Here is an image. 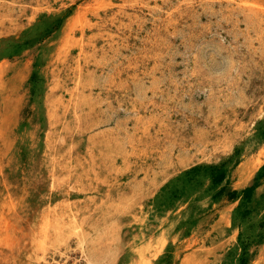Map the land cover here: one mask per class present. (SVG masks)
I'll return each instance as SVG.
<instances>
[{"label":"rangeland","instance_id":"1","mask_svg":"<svg viewBox=\"0 0 264 264\" xmlns=\"http://www.w3.org/2000/svg\"><path fill=\"white\" fill-rule=\"evenodd\" d=\"M101 1L0 0V264H264V0Z\"/></svg>","mask_w":264,"mask_h":264},{"label":"bare ground","instance_id":"2","mask_svg":"<svg viewBox=\"0 0 264 264\" xmlns=\"http://www.w3.org/2000/svg\"><path fill=\"white\" fill-rule=\"evenodd\" d=\"M103 1V0H102ZM102 1L100 3H102ZM122 11V10H121ZM97 13V11H96ZM113 17V16H112ZM82 30V29H81ZM72 37H70L69 39H67L64 44H63V53L64 55H68L70 52H71V47L74 46L73 43H74V40L76 39H71ZM81 39V38H80ZM82 40V39H81ZM78 42V41H77ZM82 42V41H80ZM76 43V41H75ZM80 51V50H79ZM78 62V61H76ZM80 67L81 65L80 64H76L75 68H74V71H76L77 73H80ZM72 93V92H70ZM52 136V134L50 135ZM54 142V141H52ZM66 159H59L57 158V156L55 154L52 153V156H51V160H50V169L51 171L53 172L52 174V177L53 178V183L52 185L55 186L56 185V182L59 181L60 179H63V176H64V173L65 171L67 170V168H69L70 166L65 162ZM74 168H71L70 167V172L73 171ZM54 207V206H53ZM46 210V209H45ZM48 210V209H47ZM44 213H46V211H41L39 214H38V217H42L44 216ZM56 215V214H55ZM62 217V216H61ZM61 223V222H60ZM65 225V224H64ZM54 230L57 232V233H61L62 231V226L61 225H57L54 227Z\"/></svg>","mask_w":264,"mask_h":264}]
</instances>
